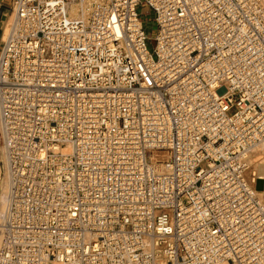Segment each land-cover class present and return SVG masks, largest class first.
<instances>
[{"label": "built area", "instance_id": "1", "mask_svg": "<svg viewBox=\"0 0 264 264\" xmlns=\"http://www.w3.org/2000/svg\"><path fill=\"white\" fill-rule=\"evenodd\" d=\"M4 1L0 264H264V0Z\"/></svg>", "mask_w": 264, "mask_h": 264}, {"label": "bare ground", "instance_id": "2", "mask_svg": "<svg viewBox=\"0 0 264 264\" xmlns=\"http://www.w3.org/2000/svg\"><path fill=\"white\" fill-rule=\"evenodd\" d=\"M6 2V0H5ZM11 3V0H10ZM73 13H75L78 9L77 7H73ZM11 21V18H10ZM9 21V25H10ZM9 26L3 35V41L6 39L7 33H8ZM255 156V157H254ZM4 158V155L2 156ZM249 164L252 166V169L256 171L257 174L264 176V142L261 143L259 146L255 147L253 150H251L247 156ZM260 164H261V170H260ZM6 183V185H4ZM260 192H258V195L262 202H264L263 198L260 196ZM264 193V192H263ZM7 194H8V178L2 181L0 180V221L3 219V215L6 209L7 205Z\"/></svg>", "mask_w": 264, "mask_h": 264}, {"label": "rangeland", "instance_id": "3", "mask_svg": "<svg viewBox=\"0 0 264 264\" xmlns=\"http://www.w3.org/2000/svg\"><path fill=\"white\" fill-rule=\"evenodd\" d=\"M4 3L8 7L10 5V0H6V2L4 1ZM6 10H7V8L3 7L2 19L0 20V45H1V38L3 39V35L5 34L8 26H9V21H10V16H9L8 22L6 23V16L8 13ZM140 13L142 15V18L145 21V25H146V28L148 30V33L151 34L152 36H155L156 25H155V22L153 20L154 13L152 11H149L145 6L140 7ZM150 47H153L152 43H150ZM260 170H261V164H260ZM4 185H6V183ZM261 187H262V182L258 181L257 188L261 189ZM260 196L264 200V193L263 192H260Z\"/></svg>", "mask_w": 264, "mask_h": 264}]
</instances>
